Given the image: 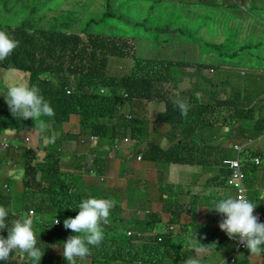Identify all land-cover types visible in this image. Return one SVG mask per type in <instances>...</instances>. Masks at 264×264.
<instances>
[{
  "label": "trees",
  "instance_id": "trees-1",
  "mask_svg": "<svg viewBox=\"0 0 264 264\" xmlns=\"http://www.w3.org/2000/svg\"><path fill=\"white\" fill-rule=\"evenodd\" d=\"M95 1L0 0V31L7 32L18 41V47L6 60L0 62V69L22 73L29 86L34 85L40 89V94L50 103L55 113L52 117H42L45 122L50 119L53 124L65 123L76 117V128L79 126L83 132L90 129V136L99 138L94 146H91L89 139L83 138L78 144L83 153L78 154L81 159L91 156L94 171L89 180L98 184L99 177L103 176L104 181L100 186L103 193L83 195L79 191V185L75 187L73 175L62 173L58 166L60 157L65 155V148L61 152L50 150L49 142L44 147L47 152L40 163L36 161V152L30 148L22 150L20 187L23 207L13 201L12 191L4 183L0 184V205L9 210V225L11 221L30 211L35 213L33 231L37 238L36 246L44 251L40 264H67L61 255L63 243L68 236L76 233L66 230L61 219L69 213L75 217L79 212L77 205L88 198L109 199L116 203L110 210L108 222L102 224L103 242L98 247L90 246L91 255L77 260V264H186L185 251L200 264L212 256L218 244L228 239V236L218 227L221 217L211 225L207 220L200 222L197 219L199 214L191 212L202 205L212 208L220 199L227 198L199 194L197 201L190 194L191 199L187 204L189 209L185 208L184 213L190 212L191 216L187 222H181V212L176 211L175 205L177 198L182 195L183 187L177 185L178 191L174 192L169 189L170 185L162 186L159 183L157 193H154L155 202L148 207V211L142 207L141 200L131 199L132 205H135L133 212L137 220L140 218L135 224L144 229L142 233L131 232L128 229L139 230L127 227L121 218L131 212L129 203L119 199L120 189L117 192L108 186L111 181L108 175L112 171L110 157L101 158L98 154L103 152V143L112 144L113 137L126 138L133 143L134 149L127 158L140 163L136 169L139 174L135 179L141 177L146 167L164 169L169 165H186L200 167V170L211 173L217 171L218 175H210L206 181L200 178L195 183L208 188L213 185V181H218L217 184L224 188L229 173L223 168L222 160L231 159L230 155L234 150L231 145H220L218 135H221L225 141L232 139L231 144L243 146L239 164L245 172L244 185H247L248 196L252 185L259 182L256 179L257 173L264 172V149L251 144L264 136V76L247 79L242 90L231 83L234 85L231 97L228 95L230 89L226 87L230 82L228 78L221 77L215 84L216 89L212 90L208 87L213 84L212 79L208 76L200 77L201 70L205 68L211 73H219L221 67L227 68L228 65L227 62H215L212 57L208 61L202 60L206 57L202 53V47L211 55L222 54V51L215 52L219 46L215 44L216 39L210 37V45L205 37L207 34L189 38L200 26L205 27L208 23H212L215 31L219 27L210 19L217 14L215 7L206 0H172V3L166 5L162 4L163 0H151L145 8L146 15L152 11L155 17H148L147 21L146 15L142 19L133 18L131 0H99L93 7ZM242 4L238 0H228L221 8L222 20L235 15L233 21L240 17L242 23H246L250 17ZM204 7L212 8L211 13ZM242 7L244 10L236 12ZM126 25L145 30L147 33L143 43L148 45L149 42H155L156 46L161 47V51L153 58L139 51L137 37L117 27ZM253 28L256 34L262 29L255 25ZM232 36L244 39L238 32L230 37ZM260 37L262 38L261 35ZM260 42L261 40L243 44L250 47ZM164 46L168 47L166 53L162 52ZM224 48L222 45L221 50ZM111 59H117L121 64L126 62L130 69L128 73L121 77L109 76ZM192 67H196L199 73L188 74L187 69ZM160 79L171 85L188 81L189 90H182L187 98L182 101L190 106L187 116H182L174 106L178 100L158 93L157 83ZM199 91L206 95L202 102L193 95ZM155 98L164 101V115L161 119L151 121L155 125H165L169 130L160 145H144L141 142L147 123L143 120V113L140 115L141 106L148 110V105L152 102L149 100ZM144 100L149 102H142ZM153 104L157 105L158 102L154 101ZM103 120H115V124L109 127ZM26 124L27 122L20 123L18 126ZM31 125L38 128L35 126L38 123L34 121ZM4 127L5 120H1L0 132L9 128ZM13 128L18 130L16 126ZM223 128H227V131L220 133ZM80 139L75 141L79 142ZM212 141L213 143H209ZM20 143L19 140L18 146L10 145L3 150H9L7 156H17ZM77 152L78 150H73V154ZM139 153L141 157L136 160ZM254 158H258V164L253 162ZM1 179L5 181L6 178L0 177ZM31 183L38 188L34 194L32 192L36 188L32 189ZM86 183L87 180L81 185L85 186ZM150 189L154 192L151 186ZM82 196L85 198L70 209V205ZM252 196L250 202L253 204L255 197L256 200L262 199L259 192L254 190ZM161 207L170 211V221L165 230L160 228L161 220L157 213ZM139 209H142L141 216ZM255 209L258 210L257 206ZM49 214L52 215L50 224L44 218ZM38 215H43V221H39ZM211 216L216 219V215ZM55 219L60 221L58 225H54ZM259 222L264 223V220L259 219ZM40 228L42 232H39ZM7 234L6 229L0 232L5 238ZM45 244L51 245V248L58 247L59 253L54 254L49 248H45ZM204 246L209 251L208 256L205 251H200ZM234 251L235 247L229 253ZM248 253L247 250L242 255L245 257L241 259V256L235 264H246ZM254 256L258 264H264V253ZM0 264H31V261L27 254L14 250L10 253L9 260L0 261Z\"/></svg>",
  "mask_w": 264,
  "mask_h": 264
},
{
  "label": "rangeland",
  "instance_id": "rangeland-1",
  "mask_svg": "<svg viewBox=\"0 0 264 264\" xmlns=\"http://www.w3.org/2000/svg\"><path fill=\"white\" fill-rule=\"evenodd\" d=\"M132 5L131 7V13L133 14V18L135 19H142L146 15L145 8L147 5L151 3V0H131ZM198 1V0H197ZM204 2V1H203ZM207 3H212L213 0H206ZM223 4L221 8H223L227 3L228 0H219ZM243 3L242 6L245 7V11L248 12L249 17L246 23H242V20L239 19L237 21H233V18L235 15L229 16L226 20H222V16L218 13V7L215 8V12H217L214 17L210 18L212 21H215V26L218 25V29L215 31L214 26L212 23H208L205 27L200 26L196 33H192L189 38H192L194 36H203L207 37V43L212 44L210 42V37L216 39L215 44H218V48L216 45V51H222L221 55H211L207 52V49L202 47V53L205 55V59H202L204 61H208L210 57H212V60L215 62H227V68L221 67L219 73L215 71L214 73L209 72L207 68L201 70L200 77L208 76L212 79L213 84H209L208 87H211L212 90L216 89V85L218 81H220L221 77L228 78L230 82H228V87L230 90L228 92V95L232 96V90L235 86H238L241 90L245 88V83L247 82V79H252L253 76H264V36L262 33H264V15L262 11H264V0H241ZM99 3V0H96L93 4V7H95ZM172 3V0H163L162 4H169ZM237 9L236 12H240V10H244V8ZM262 9L260 14H256V8ZM207 11L211 13L212 8L204 7ZM145 17V20H149V18L155 17L154 13L152 11H149ZM184 14L181 12V17H183ZM149 17V18H148ZM254 22V25L256 28L261 27L260 35L254 33H250L247 31L248 23ZM121 31L133 34L137 37L139 42L136 43L138 50L144 53L149 58H153L156 53H159L161 51L160 46H156L155 42H149L148 45H145L143 43V40L146 35V31L143 30L140 27H133L132 25H126L124 27L117 26ZM203 28V29H202ZM230 30V31H228ZM238 32V35L242 36L244 39H239L230 37L233 33ZM260 44L250 47H245L243 43L245 42H253L256 43L260 41ZM229 41V42H228ZM222 45L225 46L223 50H221ZM221 46V47H220ZM163 53L168 52V47L164 46L162 49ZM211 59V58H210ZM131 62V60H130ZM111 67L108 69V75L112 77H121L123 75H126L130 69L127 68L126 62L123 64L119 63L117 59H111L110 61ZM113 65V66H112ZM223 66V65H222ZM212 69V68H211ZM188 74L189 73H195L199 70L196 67H192L187 69ZM256 78V77H255ZM254 79V78H253ZM18 82H25L26 83V76L22 73H18L14 70H2L0 69V121L5 120L6 129L12 133H15L18 135L21 139L24 137H29L30 141L22 143L23 141L20 140V147H18L19 154L17 156H7L9 150H2L0 148V177H5V181L2 179L0 180V184L4 183L9 186L10 190L12 191L11 195L13 197V201L17 203L19 206L23 207V199H22V190H21V176H22V169L23 164L20 155L23 154L22 150L25 148H30L34 152H36V161L38 163L42 162L43 157H45V154L47 150H44V147L50 142V150H55L57 152L65 150V155L60 157V162L58 164L59 167H61V171L64 174H71L73 175V179L75 182H78L80 180H83L84 182L86 179L88 180V177L91 175L90 171L86 170V162L88 157L81 159V155L78 153H83V150L78 146V144L81 142L83 138L89 139V136L91 134V130L87 129L84 132L80 130V127L76 128V123L78 122V118L72 117L69 121L65 123H57L53 124V122L50 119L46 120V129L43 132H40L39 128H35L31 125V122H33L32 119H16L14 118L5 102L3 94L6 93L7 88L9 85L13 83ZM234 85H232V84ZM188 81H181L178 83L170 84L169 82L163 81L160 79V81L157 83V89L159 94H166L170 95L174 98V100H185L187 99L186 96L182 94V90H189ZM101 92V90H100ZM230 93V94H229ZM194 97L199 101H204L206 99V95L199 91L193 93ZM260 101V99H258ZM152 101L149 103V109L146 110L145 107L141 106L140 115L143 113L145 120V124L147 123V127H144V137L143 141L141 143L148 144V145H160L162 143V139L164 135L168 132V127L165 125H155L151 119H161L164 115V101L160 99H152L149 100ZM149 101H142V102H149ZM157 101L158 104L154 105L153 102ZM127 118L129 116L127 115ZM26 125L19 127L18 124L25 123ZM109 127H111L113 124H115V120H103ZM38 123V122H36ZM13 126H16L18 130L13 128ZM227 131V128H223L220 133H225ZM3 134L0 133V138ZM77 138V139H76ZM80 141L76 142L75 140ZM220 145L222 143V146L229 147L232 146L231 142L233 140L229 139L226 140L221 136L218 135ZM60 141V143L58 142ZM209 143H213L209 142ZM125 146L122 145V150L119 151V154H113L110 158L111 164H112V171L109 173L108 178L111 180L108 184L109 188L112 190H115L118 192L119 190V199L124 200L125 203H129L128 207L131 209L130 213L124 214L121 216L122 219H124V223L127 225V227H130L135 230L128 229L131 232H140L142 233L144 229L140 226L135 224L137 217L135 215L134 208L135 205H132L131 199L135 200H141L142 201V207L145 208V211H148L156 199V196L154 193H157L156 187H158V184L161 183L162 186L170 185L171 190H174V192H177V185H181L183 187L182 195L177 198V204L175 205L176 211L181 212V222H187L188 217L191 216L190 212L184 213L185 208L186 210L189 209L187 206L188 202L192 198L199 201L200 195L199 194H208L209 196H220L223 198H235V192L230 187H220L217 182L213 181V185L208 188H203L199 183H195L200 181V178L205 179V176L208 175H218L217 171L214 172H206L200 170V167H190L186 165H169L165 166L164 169H153V168H143L144 172L141 173V177L138 179H135V177L139 174L136 172V169L140 166V163L135 162L134 160H130L127 158V156L134 151V149L131 148V141L129 139L124 142ZM253 147H260L264 149V136L260 139L258 138L257 141L251 143ZM13 147V144H11ZM18 146V144H17ZM58 147V148H56ZM78 150L77 153L73 154V150ZM76 155V156H75ZM90 155V154H89ZM138 155H141L139 153ZM99 157L103 158L105 157L104 152H101L98 154ZM231 158L235 156V153L230 155ZM77 158V159H76ZM137 160V159H136ZM144 174V175H143ZM143 175V176H142ZM257 178L259 180L258 184L252 185V189L256 192H259V197L264 196V172L263 173H257ZM104 180H100L99 184L97 186L92 185H86L83 187V193L85 195H102L101 188H99V185ZM88 184L96 185V182L94 180H89L87 182ZM78 184L75 185L77 187ZM150 186L154 189V192L150 189ZM30 187L32 189L36 188V185L34 183L30 184ZM124 188V189H121ZM245 188H247V185L245 184ZM252 189L248 191V200L250 201L252 196ZM38 191V188H36L32 194ZM85 197L82 196L75 203L70 205V209L74 207V205L78 202H80ZM255 197L254 203L257 205L258 210H254V215L262 216L264 220V199L256 200ZM209 207V206H208ZM208 207L202 206L201 208L194 209L193 212L195 215H198L199 213L203 214L209 221L211 225L214 224L215 219L211 216L209 212H207ZM138 212H140L139 216H141L142 209H139ZM259 212V214H258ZM160 216V228H164L168 225V221L170 219V211L163 210L162 207L157 212ZM37 218L39 221H43V215H38ZM45 221L47 223H51L52 221V215H46L44 216ZM198 219V217H197ZM140 218L137 220L139 221ZM192 222V221H191ZM162 230V231H163ZM42 232V229H39V232ZM236 244V240H230L229 238L226 240L221 241L217 249L213 251V255L211 258H207L206 260L201 261L200 264H229L226 262V257L228 253L234 249ZM264 247V246H262ZM45 248H49L51 252L54 254L59 253V248H51V245L45 244ZM207 256L209 255V251H205ZM201 253V252H200ZM199 253V254H200ZM184 254L187 257V262L189 259H191L190 254L188 252H184ZM243 253H237L236 256L238 258L241 257ZM245 256H242L244 258ZM260 259V258H259ZM246 260L248 262L246 264H258L257 260L255 259L254 255H248L246 256ZM237 262V261H236ZM235 262V263H236Z\"/></svg>",
  "mask_w": 264,
  "mask_h": 264
},
{
  "label": "clouds",
  "instance_id": "clouds-1",
  "mask_svg": "<svg viewBox=\"0 0 264 264\" xmlns=\"http://www.w3.org/2000/svg\"><path fill=\"white\" fill-rule=\"evenodd\" d=\"M17 47L18 41L11 38L7 32L0 31V62L6 60ZM3 96L14 118L32 119L34 122H38V125L35 126H38L41 132L47 127L42 117H52L55 115L50 103L40 94V89L37 86H29L25 82L13 83L8 86ZM174 106L180 110L182 116H187L190 106L185 101L178 100ZM6 132L10 131L4 130L0 132L3 134L0 141ZM8 137L10 140L17 139L16 145L18 139H21L15 133ZM114 138L117 137L111 139L112 144L103 143L105 157L108 156L111 158L113 154H119V151L122 150V145L125 146L123 142L124 138H117V143L120 145V148L116 149L113 144ZM98 139V137L89 136L91 146H94ZM21 140L23 141L24 139L22 138ZM11 144H13V141L6 147L0 145V148L2 150L6 149ZM130 145L132 148L133 143ZM138 156L137 160H139ZM85 165L86 170L90 171L92 175L94 167L92 165L91 156L88 157ZM91 175L88 177V180L86 179L87 182ZM99 180H104V177L100 176ZM82 181L83 180H80L76 182V184L79 185V191L85 195L82 191L84 187L81 185ZM98 184L93 185L86 183V185L92 186H97ZM226 187L228 186L226 185ZM262 199H264V196H262ZM115 203L114 200L109 199H84L77 205L79 212L75 217L72 213H69L61 219L63 221V227L66 230L70 229L73 233H76V235L68 236L63 243L61 255L67 261V264H77V260H83L85 257L91 255L90 246L98 247L103 242L104 232L102 224L108 222L110 210L115 207ZM256 206L257 205L250 202L244 196H238L237 198L220 199L215 203L214 207L207 209L216 212L215 221L221 217L218 223L219 229L224 232L230 240H237L235 251L231 254L228 253L226 257V262L229 264H235L239 259L236 256L237 253H243L242 255H244L247 250L250 255H260L264 253V247H262L264 246V223L259 222V219L263 220L262 216L254 215ZM34 215L35 213L30 211L20 218L11 221L9 225L7 220L9 210L5 206L0 205V232L6 229L8 233L6 238L0 235V261L9 260L10 253H13L14 250H19L20 253L27 254V258L31 261V264H40L44 251H41V249L36 246L37 238L33 231ZM59 223L60 221L55 219L54 225H58ZM238 244L245 247V250L236 251ZM206 250L207 247L205 246L200 249V251ZM232 254H234V262H230ZM186 264H198V261L189 259Z\"/></svg>",
  "mask_w": 264,
  "mask_h": 264
},
{
  "label": "built area",
  "instance_id": "built-area-1",
  "mask_svg": "<svg viewBox=\"0 0 264 264\" xmlns=\"http://www.w3.org/2000/svg\"><path fill=\"white\" fill-rule=\"evenodd\" d=\"M13 133L11 132H6L4 137L1 139L0 141V145L3 147H6L9 145V143L11 141H13V145H16V140H11L9 139V135H11ZM263 135H264V130H263ZM25 142H29L30 138L29 137H24L23 138ZM126 138L123 139V142H126ZM118 139L114 138L113 140V144L114 147L116 149L120 148V145L117 143ZM233 150L235 152V156L232 159H224L222 160V166L224 169H226L229 172L228 175V179L226 182V185L230 188H232L235 192V198H237L238 196H244L246 199L247 198V194H246V188L244 185V181H245V172L241 169L240 164H239V154L243 149V146L239 145V144H233L232 145ZM138 159H140V155L138 156ZM253 162L255 164H258V158H254ZM241 250H245V247H243L242 245L238 244L236 251H241ZM234 254L231 255V261L230 262H234Z\"/></svg>",
  "mask_w": 264,
  "mask_h": 264
},
{
  "label": "crops",
  "instance_id": "crops-1",
  "mask_svg": "<svg viewBox=\"0 0 264 264\" xmlns=\"http://www.w3.org/2000/svg\"><path fill=\"white\" fill-rule=\"evenodd\" d=\"M208 1V0H207ZM239 1V3H241L240 1L241 0H238ZM210 5H212V6H214L215 8H219L218 9V13L219 14H221V7L223 6V4L221 3V2H219V0H213V2L212 3H209ZM259 7H257L256 8V14L257 15H259L260 14V12H261V10L262 9H258ZM262 13H263V15H264V11H262ZM253 26H254V22H252V23H248V28H247V31L248 32H255L254 31V28H253ZM206 175V174H205ZM204 175V177H205V180L204 181H206V179H208L209 177H210V175H208V176H205ZM203 206V205H202ZM202 206H199L198 208H201ZM205 206V205H204ZM211 215H215L216 214V212L215 211H209V210H207ZM203 218L205 219V220H207L208 221V219L203 215V214H201V213H199V216H198V220L200 221V222H204L203 221ZM212 257V256H211ZM211 257H209V258H211ZM255 264V263H254Z\"/></svg>",
  "mask_w": 264,
  "mask_h": 264
},
{
  "label": "flooded vegetation",
  "instance_id": "flooded-vegetation-1",
  "mask_svg": "<svg viewBox=\"0 0 264 264\" xmlns=\"http://www.w3.org/2000/svg\"><path fill=\"white\" fill-rule=\"evenodd\" d=\"M203 221H205V219L203 218Z\"/></svg>",
  "mask_w": 264,
  "mask_h": 264
}]
</instances>
